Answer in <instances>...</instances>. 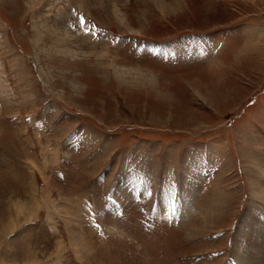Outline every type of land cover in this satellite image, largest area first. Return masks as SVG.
<instances>
[{
	"label": "rangeland",
	"instance_id": "1",
	"mask_svg": "<svg viewBox=\"0 0 264 264\" xmlns=\"http://www.w3.org/2000/svg\"><path fill=\"white\" fill-rule=\"evenodd\" d=\"M0 264H264V0H0Z\"/></svg>",
	"mask_w": 264,
	"mask_h": 264
}]
</instances>
